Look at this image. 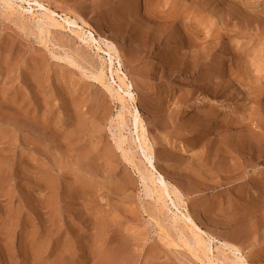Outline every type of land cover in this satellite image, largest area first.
<instances>
[{"label":"rangeland","instance_id":"374dc122","mask_svg":"<svg viewBox=\"0 0 264 264\" xmlns=\"http://www.w3.org/2000/svg\"><path fill=\"white\" fill-rule=\"evenodd\" d=\"M41 1L103 42L65 22L40 33L0 4V264H206L177 239L170 215L184 209L146 195L136 135L94 78L104 43L210 248L264 264V0Z\"/></svg>","mask_w":264,"mask_h":264},{"label":"bare ground","instance_id":"6f19581e","mask_svg":"<svg viewBox=\"0 0 264 264\" xmlns=\"http://www.w3.org/2000/svg\"><path fill=\"white\" fill-rule=\"evenodd\" d=\"M30 1L34 2V4L37 6V9L32 10V8L31 9L29 8L25 10L27 13L19 10V9H25L24 4L29 3ZM0 4L5 10H7L10 13L15 12L21 15L22 17L30 18L34 20L39 25L40 33H42L44 30L48 32L49 31L48 28L50 27L63 29L65 27L63 22H65L67 24H71L76 27V28L69 27L70 33L73 36L77 37L79 40L84 41L87 46L94 44L96 41L99 43L100 40L101 41L103 40L102 38H99V40H97L94 37V34L90 30H87L85 28L88 25L85 24L84 22H82V24H79L76 21V19L70 18L66 14L56 13V11L52 10L50 7L45 6L41 0H0ZM40 8H43V10L40 11ZM187 41H189L188 38ZM104 44L106 45V49H103L102 46L100 45L96 47L98 50L105 52L107 58L105 59L103 55L98 54V57L102 59L103 62H102V66L94 74V78L97 79L109 91V93L118 100L121 110L118 112L117 118L121 123L120 125L122 126V128L124 127V125H126L127 123L126 121L128 117L129 125L131 127L130 129H131L132 138L134 139L133 134L135 133L136 138L138 140L135 146L136 147L138 146L142 150V153L148 163V167L144 166L143 169H140L135 165L136 166L135 168L137 169L141 181L146 189V195L151 199H153L155 203L160 204L162 207L165 208L167 207L166 196H170L172 203L174 204V206H176L177 209L180 207L184 209L185 212L180 211V214L171 213L170 219L172 221L175 231H177L178 241L198 260H200L201 263L249 264L246 259V256L243 255L241 249L232 243L226 241H220L221 242L220 245L222 246V248L226 247L229 250V252H231L232 256L230 259L227 257L226 254H224L225 250H220L218 246H215L214 248H210L209 239L212 236H210L207 232L201 230L199 225L194 221V219L191 217L190 213L188 212L181 191L176 186L171 185L169 182H167L165 180L164 175L157 169L155 162L153 160V147L147 138L146 129L143 124V119L141 118V114L137 106V99L132 91V85L128 81L126 74L122 71L121 63L119 62L115 47L112 44H108V43H104ZM114 60H117L118 62L117 66L114 65ZM104 69L109 71V74L111 75V79H112L111 82L109 81H107V83L105 82L106 70ZM125 142H126L125 137L123 135H120L118 138V144L125 146V144H127V142L126 143ZM243 146L245 148L246 145L244 144ZM232 147L233 146L231 145V148ZM254 148H255L254 145L250 144L248 145V148H246L243 151L249 157H253L255 155ZM225 149L226 151L229 150L228 148ZM238 150H242V149L239 148ZM126 154L130 156V163L133 164L134 153L132 152V149L130 148L129 150H126ZM225 155L227 154L225 153ZM228 155H230V153ZM238 165L242 167L240 162L237 165H233V166H238ZM238 167L235 169L238 170ZM242 169H244V167ZM230 171H235V170H233L232 168V170ZM169 241L172 244L174 242L172 239H169ZM219 250L222 253L221 256L218 255ZM214 251H216V253H214Z\"/></svg>","mask_w":264,"mask_h":264}]
</instances>
